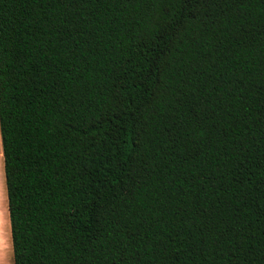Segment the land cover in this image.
Masks as SVG:
<instances>
[{
    "label": "trees",
    "instance_id": "obj_1",
    "mask_svg": "<svg viewBox=\"0 0 264 264\" xmlns=\"http://www.w3.org/2000/svg\"><path fill=\"white\" fill-rule=\"evenodd\" d=\"M13 264H264V0H0Z\"/></svg>",
    "mask_w": 264,
    "mask_h": 264
},
{
    "label": "crops",
    "instance_id": "obj_2",
    "mask_svg": "<svg viewBox=\"0 0 264 264\" xmlns=\"http://www.w3.org/2000/svg\"><path fill=\"white\" fill-rule=\"evenodd\" d=\"M7 219H8V215H7V208H6V194H5V184H4V174H3V156H2V146H1V140H0V240L3 243L2 251L0 250V255L2 256L4 254V249H6L7 247H10L11 249L10 230L8 233ZM8 223H9V220H8ZM0 264H2V259L0 261Z\"/></svg>",
    "mask_w": 264,
    "mask_h": 264
},
{
    "label": "rangeland",
    "instance_id": "obj_3",
    "mask_svg": "<svg viewBox=\"0 0 264 264\" xmlns=\"http://www.w3.org/2000/svg\"><path fill=\"white\" fill-rule=\"evenodd\" d=\"M6 218H7V216H6ZM7 229H8V233H9V223H8V219H7ZM2 246H3V243L0 240V250L1 251H2ZM1 259H2V264H13L12 263V253H11L10 247H7L6 249H4L3 256L0 255V261H1Z\"/></svg>",
    "mask_w": 264,
    "mask_h": 264
},
{
    "label": "bare ground",
    "instance_id": "obj_4",
    "mask_svg": "<svg viewBox=\"0 0 264 264\" xmlns=\"http://www.w3.org/2000/svg\"><path fill=\"white\" fill-rule=\"evenodd\" d=\"M3 233V232H2ZM3 239V238H2ZM4 239H6V238H4ZM4 249V248H3Z\"/></svg>",
    "mask_w": 264,
    "mask_h": 264
}]
</instances>
